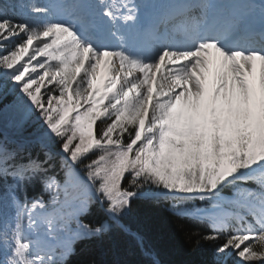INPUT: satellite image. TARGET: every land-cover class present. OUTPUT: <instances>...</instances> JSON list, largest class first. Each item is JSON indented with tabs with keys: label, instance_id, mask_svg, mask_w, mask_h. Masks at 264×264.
Returning a JSON list of instances; mask_svg holds the SVG:
<instances>
[{
	"label": "snow or ice",
	"instance_id": "snow-or-ice-1",
	"mask_svg": "<svg viewBox=\"0 0 264 264\" xmlns=\"http://www.w3.org/2000/svg\"><path fill=\"white\" fill-rule=\"evenodd\" d=\"M0 83V264L117 233L163 264L127 223L162 202L201 264H264V0H0Z\"/></svg>",
	"mask_w": 264,
	"mask_h": 264
},
{
	"label": "trees",
	"instance_id": "trees-1",
	"mask_svg": "<svg viewBox=\"0 0 264 264\" xmlns=\"http://www.w3.org/2000/svg\"><path fill=\"white\" fill-rule=\"evenodd\" d=\"M17 117L18 101L15 93L0 101V127L5 129L6 126L14 124ZM8 133L13 135L14 129L8 127ZM94 216L95 213L89 215L87 220L91 222ZM127 223L133 230L147 232L164 264H201L202 261L210 259L208 246L195 250L186 236V230L203 231L204 227L172 216L161 203L137 205ZM179 224H183L184 230L178 227ZM143 261L144 257L135 244L128 237L117 233L79 241L77 252L69 264H142Z\"/></svg>",
	"mask_w": 264,
	"mask_h": 264
},
{
	"label": "rangeland",
	"instance_id": "rangeland-1",
	"mask_svg": "<svg viewBox=\"0 0 264 264\" xmlns=\"http://www.w3.org/2000/svg\"><path fill=\"white\" fill-rule=\"evenodd\" d=\"M13 94H15V93L12 91V89H11L10 86L5 87V86H3L2 83H0V98H1L0 101H2V100H6L9 96H11V95H13ZM29 196H30V195H29ZM30 197H31V196H30ZM45 198H47V194H45ZM79 220H80L82 223H89L88 220H85V216H81V217H79ZM76 227H77V223H76V221H75V220H71V221L69 222V228L72 229V230H75ZM90 238H93V237H90ZM90 238H89V239H90ZM81 239H85V238H81ZM81 239H77V240L74 242V244H73V248H74L75 243H77V241H79V240H81Z\"/></svg>",
	"mask_w": 264,
	"mask_h": 264
}]
</instances>
